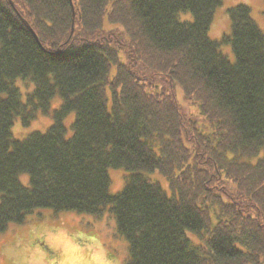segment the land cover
<instances>
[{
	"label": "trees",
	"instance_id": "trees-1",
	"mask_svg": "<svg viewBox=\"0 0 264 264\" xmlns=\"http://www.w3.org/2000/svg\"><path fill=\"white\" fill-rule=\"evenodd\" d=\"M221 3L0 0V231L41 207L109 210L125 264H264V156L244 160L264 149V33L239 3L212 38ZM18 77L35 83L25 100ZM58 94L47 131L13 136L17 116L28 125ZM114 167L129 174L112 194Z\"/></svg>",
	"mask_w": 264,
	"mask_h": 264
},
{
	"label": "rangeland",
	"instance_id": "rangeland-1",
	"mask_svg": "<svg viewBox=\"0 0 264 264\" xmlns=\"http://www.w3.org/2000/svg\"><path fill=\"white\" fill-rule=\"evenodd\" d=\"M239 3L251 7L254 20L264 33V0H222L216 8L214 18L209 30L212 38L220 39L231 31L228 9ZM110 6V5H109ZM182 20H192L190 12L179 14ZM106 18V29L116 26ZM221 50L231 61L235 54L231 44H222ZM116 70L113 66L112 73ZM15 84L22 91L23 100L27 92L31 91L35 83L32 79L18 77ZM180 86L177 87V96L184 110L194 115L199 126L203 127L205 121L195 104L188 102ZM62 97L58 94L52 99L50 113L39 111L37 116L28 124L22 123L17 116L12 127L13 136L24 139L34 131L45 132L54 122L53 111L60 107ZM76 112L70 111L64 119L67 135L72 134V123ZM206 122V121H205ZM157 149V147H156ZM264 156V149L255 156L244 160L256 163ZM110 192L115 194L122 190L129 171L124 167L110 168ZM153 180L160 182L168 194L171 189L168 179L159 171L147 173ZM24 185H30V174L23 172L19 175ZM129 255L128 240L119 233L114 214L107 210L101 217L90 213L75 210L55 211L49 207L36 208L26 214L22 222H12L0 231V264H125Z\"/></svg>",
	"mask_w": 264,
	"mask_h": 264
}]
</instances>
